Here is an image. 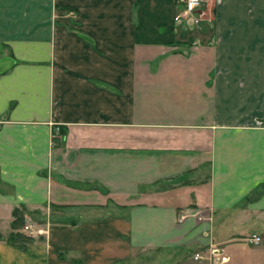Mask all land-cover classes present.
Returning a JSON list of instances; mask_svg holds the SVG:
<instances>
[{
  "label": "crops",
  "instance_id": "obj_1",
  "mask_svg": "<svg viewBox=\"0 0 264 264\" xmlns=\"http://www.w3.org/2000/svg\"><path fill=\"white\" fill-rule=\"evenodd\" d=\"M177 6L0 0V264H199L211 241L264 264V195L247 200L264 184V0H218L190 29Z\"/></svg>",
  "mask_w": 264,
  "mask_h": 264
},
{
  "label": "built area",
  "instance_id": "obj_2",
  "mask_svg": "<svg viewBox=\"0 0 264 264\" xmlns=\"http://www.w3.org/2000/svg\"><path fill=\"white\" fill-rule=\"evenodd\" d=\"M180 2L181 8H179L174 15L175 21L179 23H187L190 21L198 23L199 21L203 20L202 14H204V12L200 11L198 14V11L201 10L202 6L204 5V0H180ZM56 131L59 133L60 129L57 128ZM193 214L194 216L200 217V221L211 222L212 216H204V213L201 211L195 212ZM200 214L203 216H200ZM190 215L191 213L188 211L182 213L178 219V222H184L190 217ZM25 229L30 231L29 233L31 235L34 233L33 227L30 225H26ZM40 233L42 232L39 230V234ZM205 236H210L209 231L205 232ZM244 241L252 246H260L263 242L262 238L256 234L246 237ZM208 247V253L203 251L196 252L193 257L194 260L198 262L206 261L208 264H228L231 261L230 256L226 254V251L222 245L211 241V244Z\"/></svg>",
  "mask_w": 264,
  "mask_h": 264
},
{
  "label": "rangeland",
  "instance_id": "obj_3",
  "mask_svg": "<svg viewBox=\"0 0 264 264\" xmlns=\"http://www.w3.org/2000/svg\"><path fill=\"white\" fill-rule=\"evenodd\" d=\"M179 0H177V9H176V11L179 9V8H181V4H178L179 2H178ZM205 1V0H204ZM218 3V0H214V3H213V5L211 6L210 5V7H208V3H206V1H205V3H204V5L202 6V8L201 9H203L202 10V12H204V14H202V19L203 20H201V21H199L198 23H196V22H194V21H190V22H187V23H184V24H181V25H185V27L187 28V29H190V28H197V27H199V26H202L203 24H205V22L207 23V21L205 20L206 19V16H205V11L207 12V10H208V12H210V14H212L213 16L215 15L214 13H215V5ZM135 8H136V10H137V5H135ZM205 10V11H204ZM66 11L68 12V13H66ZM176 11H175V13H176ZM175 13H174V15H175ZM76 14H75V11H73V10H65V12L63 13V15L62 16H64L65 18H67L69 21H70V24H68V26L71 28H75L76 26H74L73 25V20H75V18H76V16H75ZM61 13H55V16H54V19H53V25H55L56 26V24L57 23H59L58 21L61 19ZM209 17V16H208ZM77 19V18H76ZM61 23V22H60ZM174 23L176 24V25H179L178 24V22L176 23V21L174 20ZM210 24H212L211 22H210ZM0 60H1V57H0ZM3 69H5V65L2 63L1 65H0V71L1 70H3ZM251 118H254V117H251ZM255 118H259V119H264V115H262V116H256ZM120 213V211L118 212V214ZM108 213H106V212H103V211H94V212H89V213H82V216H83V219H93V218H95V217H99V216H101V217H103V216H105V215H107ZM211 215V213H204V216H210ZM200 216H203V215H201L200 214ZM80 216H78V215H75V213H71V212H63V213H55V215H54V217L52 218V221H54V224H57V225H62L63 224V222H68V223H77L79 220H82V218H79ZM197 218H200V217H197ZM36 220L37 221H33V222H35L34 223V229H36L37 230V228H44V227H40V225H42V223H43V220L40 218V217H36ZM201 222H205V221H201ZM25 226V225H24ZM22 227V232L23 233H26V232H30V231H27L26 229H25V227ZM43 226V225H42ZM26 231V232H25ZM34 234V233H33ZM31 235V234H30ZM40 235V234H39ZM47 234H44L43 236H46ZM208 248L209 247H207V249H198L196 252H200V251H203V252H205V253H208ZM146 252H148V250L146 251ZM195 252V253H196ZM195 253H194V255H195ZM194 257V256H193ZM196 262H198V261H196ZM199 264H208V262H206V261H203V262H198ZM230 263V262H229Z\"/></svg>",
  "mask_w": 264,
  "mask_h": 264
},
{
  "label": "trees",
  "instance_id": "obj_4",
  "mask_svg": "<svg viewBox=\"0 0 264 264\" xmlns=\"http://www.w3.org/2000/svg\"><path fill=\"white\" fill-rule=\"evenodd\" d=\"M63 9L73 10L72 8H69V7H63ZM60 133H61V136L67 135V131L64 130L63 128L60 129ZM263 195H264V184L260 185L254 191L253 195L247 198V200L258 199ZM14 217H15V220L12 223V232L9 235L8 242L11 243L12 245H15L25 250L28 244H30L33 241V239L19 232V228L21 227V225L24 224V219H23L24 217L20 209H15ZM63 224H70L72 226L77 225V223H74V222L73 223L63 222ZM0 239H1V234H0ZM60 257L62 258V255H60Z\"/></svg>",
  "mask_w": 264,
  "mask_h": 264
}]
</instances>
